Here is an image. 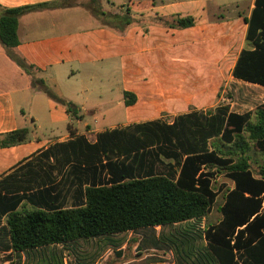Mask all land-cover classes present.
Here are the masks:
<instances>
[{
	"label": "crops",
	"instance_id": "crops-1",
	"mask_svg": "<svg viewBox=\"0 0 264 264\" xmlns=\"http://www.w3.org/2000/svg\"><path fill=\"white\" fill-rule=\"evenodd\" d=\"M254 3L0 0V17L5 10L25 9L18 15V45L8 50L0 40V141L6 133L30 130L27 142L8 148L0 145V185L26 196L53 188L45 194L46 202L58 197L70 208L73 191L67 193L68 185L60 182L73 163L58 173L54 157L42 155L56 144L80 136L95 143L106 130L151 122L173 124L179 116L206 112L214 108L225 74L234 84L259 89L264 98V87L232 75L241 52L250 48L245 19ZM186 18L194 24L178 27L177 20ZM9 52L36 71L27 74ZM33 80H42L55 96L72 102L82 119L74 120ZM126 93L133 99L131 105L126 104ZM44 181L46 185L39 188ZM22 208L36 209L28 199L18 210ZM6 227V216L0 217V244L9 243V237L1 234ZM0 256L26 262L25 252L0 248ZM59 261L65 264L66 256Z\"/></svg>",
	"mask_w": 264,
	"mask_h": 264
},
{
	"label": "trees",
	"instance_id": "trees-1",
	"mask_svg": "<svg viewBox=\"0 0 264 264\" xmlns=\"http://www.w3.org/2000/svg\"><path fill=\"white\" fill-rule=\"evenodd\" d=\"M24 10H5L0 17V40L8 50L18 45V15ZM245 21L250 48L241 52L232 75L264 87V0H255ZM193 24L192 18L177 20L180 28ZM9 55L27 74L36 71L24 58ZM33 84L63 105L74 120L82 119L72 102L55 96L42 80ZM125 96L131 105L130 94ZM245 133L264 153V104L254 114H237L219 105L179 116L173 124L151 122L106 130L95 143L80 136L56 144L42 155L54 157L58 173L73 163L67 171L71 178L60 182L68 185L67 193L73 191L72 207L58 197L46 202L45 194L53 188L26 196L0 185V217L6 216L7 225L1 234L9 237L0 248L25 252L28 264L30 255L50 246L206 218L217 198L212 179L215 171L223 170L234 188L225 196L221 220L204 231L208 254L202 256L204 263L198 262L264 264V164L255 176L246 156ZM29 134L28 128L6 133L0 145L25 143ZM45 185L44 181L39 188ZM23 199L36 209L18 210Z\"/></svg>",
	"mask_w": 264,
	"mask_h": 264
},
{
	"label": "rangeland",
	"instance_id": "rangeland-1",
	"mask_svg": "<svg viewBox=\"0 0 264 264\" xmlns=\"http://www.w3.org/2000/svg\"><path fill=\"white\" fill-rule=\"evenodd\" d=\"M228 77L225 74L221 89L214 96L213 109L227 105L241 114H254L264 104V98H260L262 92L254 87L234 84ZM252 121L255 122V116ZM244 135L249 144L246 156L249 157L253 174L259 177L264 153L249 140L248 133ZM215 172L212 182L217 198L206 218L164 228L141 229L114 237L79 240L60 248L48 247L29 256L28 264H59V260L65 256V264H199L198 260L204 263L203 257L206 258L208 254L204 231L221 220L220 209L227 192L233 188V182L227 178L225 171ZM22 262L19 258L11 261L6 256H0V264Z\"/></svg>",
	"mask_w": 264,
	"mask_h": 264
}]
</instances>
